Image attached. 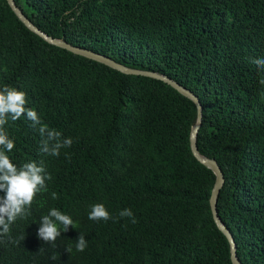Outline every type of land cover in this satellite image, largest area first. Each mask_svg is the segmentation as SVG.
Returning <instances> with one entry per match:
<instances>
[{
	"label": "trees",
	"instance_id": "16d2710c",
	"mask_svg": "<svg viewBox=\"0 0 264 264\" xmlns=\"http://www.w3.org/2000/svg\"><path fill=\"white\" fill-rule=\"evenodd\" d=\"M14 2L47 36L163 76L198 99V153L224 177L218 216L241 264H264V67L253 63L264 59V0ZM5 86L24 92L25 107L73 143L52 156L41 151L39 125L22 116L3 126L15 146L0 151L17 168L43 162L51 179L0 236V264H232L209 205L216 177L190 148V99L49 44L0 0ZM95 204L112 218L89 220ZM52 208L75 226L45 243L37 232ZM124 209L136 223L119 216Z\"/></svg>",
	"mask_w": 264,
	"mask_h": 264
},
{
	"label": "clouds",
	"instance_id": "9594fccd",
	"mask_svg": "<svg viewBox=\"0 0 264 264\" xmlns=\"http://www.w3.org/2000/svg\"><path fill=\"white\" fill-rule=\"evenodd\" d=\"M257 66L264 67V59L254 60ZM26 94L19 92L9 86L0 90V146L10 152L14 148V142L8 138L3 126L10 118L12 121L19 120L24 116L32 122V127L38 125L39 133L47 138L42 141L41 151L52 156H59L62 147H70L73 143L71 138L60 141L61 133L49 130L47 125H43L38 114L25 107ZM50 141H55L49 146ZM43 167V162L38 166L36 162L23 164L20 168L14 165L4 151H0V192L5 193L0 197V236H4L10 231V225L17 218H25L31 206L34 196L41 191H47L46 180H50ZM52 198L57 199V193H52ZM28 206V207H26ZM121 218L128 217L131 222L136 223V219L130 209H124L119 213ZM112 217L103 204H95L88 215V219L99 222H107ZM74 222L68 216L56 208L49 210L40 221L37 236L45 243H54L61 233L67 232L71 227L74 229ZM62 228V231H61ZM76 250L83 252L87 247V241L83 235L76 239ZM67 252L71 249H66Z\"/></svg>",
	"mask_w": 264,
	"mask_h": 264
},
{
	"label": "water",
	"instance_id": "95a60500",
	"mask_svg": "<svg viewBox=\"0 0 264 264\" xmlns=\"http://www.w3.org/2000/svg\"><path fill=\"white\" fill-rule=\"evenodd\" d=\"M8 5L10 6V8L12 9V11L15 13V15L19 18V20L32 32L36 33L37 35H39L40 37H42L46 42H48L49 44H52L54 46L60 47L62 49H65L73 54L85 57L87 59L93 60L95 62L101 63L113 70L119 71L123 74H127V75H142V76H146V77H151L154 79H158L161 80L167 84H169L170 86H172L174 89H176L180 94H182L183 96H185L186 98L190 99L194 105L196 106L197 109V119H196V123L194 125V127L192 128L191 131V135H190V148L192 151L193 156L197 159V161H199L202 165H204L205 167L209 168L215 175L216 177V181L215 184L212 188L211 194H210V199H209V205H210V210H211V214H212V218L216 224V226L218 227V229L223 233V235L226 237L229 245H230V249H231V255H230V259H231V263L232 264H241V262L239 261L237 254H236V245L234 243V240L232 238V235L230 234V232L224 227V225L222 224V222L220 221V218L218 216L217 213V196L218 193L220 191V189L222 188L223 184H224V177L222 174V171L220 170L219 166L217 165V163L213 160H209V159H205L203 157H201L198 153V149H197V135H198V131L200 129L201 123H202V107L200 105V102L198 101V99L190 92H188L187 90L181 88L180 86H178L177 84H175L174 82H172L171 80L163 77V76H159L150 72H145V71H137V70H131V69H127L125 67H123L122 65L114 62L113 60H111L108 57L96 54L92 51L86 50V49H82L76 46H72L68 43L53 39L49 36H47L45 33L41 32L40 30H38L36 27H34L30 21L23 15V13L17 8L14 0H6Z\"/></svg>",
	"mask_w": 264,
	"mask_h": 264
}]
</instances>
